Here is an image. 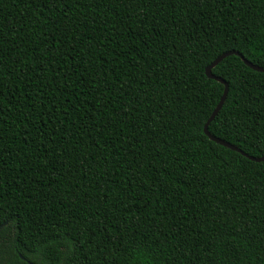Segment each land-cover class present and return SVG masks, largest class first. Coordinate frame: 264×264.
<instances>
[{
  "label": "trees",
  "instance_id": "obj_1",
  "mask_svg": "<svg viewBox=\"0 0 264 264\" xmlns=\"http://www.w3.org/2000/svg\"><path fill=\"white\" fill-rule=\"evenodd\" d=\"M229 51L264 69V0H0V264H264ZM213 74L263 157L264 73Z\"/></svg>",
  "mask_w": 264,
  "mask_h": 264
},
{
  "label": "water",
  "instance_id": "obj_2",
  "mask_svg": "<svg viewBox=\"0 0 264 264\" xmlns=\"http://www.w3.org/2000/svg\"><path fill=\"white\" fill-rule=\"evenodd\" d=\"M232 55H236V56H239L243 62L248 66L250 67L251 69H253L254 71H257V72H261V73H264V69L259 67V66H256L254 65L253 63H251L250 61H248L247 59L244 58V56L242 54H240L239 52H236V51H229V52H226L222 55H220L210 66H208L205 70V73H206V76L212 80H215L219 83H222L224 86H225V91H224V94L219 102V104L217 105L216 109L214 110V112L212 113L211 117L209 118L208 122L206 123L205 127H204V132L205 134L210 138L211 141L213 142H216L224 147H227L233 151H236L242 155H244L245 157L249 158L250 160L252 161H255V162H258V163H261V162H264V156L261 157V158H257V157H253V156H249L247 155L246 153H244L241 149L237 148L236 146L232 145L231 143L229 142H226L220 138H217L215 136H213L210 132H209V126L210 124L215 120V118L218 116L219 112L221 111V109L223 108L224 104H225V101L227 99V96H228V93H229V85L228 83L223 80L222 78L220 77H216L214 74H213V69L218 66L223 60H225L227 57L229 56H232Z\"/></svg>",
  "mask_w": 264,
  "mask_h": 264
}]
</instances>
